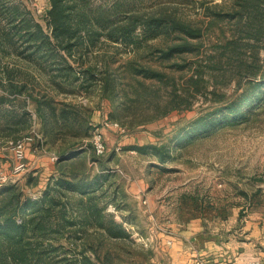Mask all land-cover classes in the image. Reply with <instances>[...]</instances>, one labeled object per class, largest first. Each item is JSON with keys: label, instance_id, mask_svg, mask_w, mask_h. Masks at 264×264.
Returning a JSON list of instances; mask_svg holds the SVG:
<instances>
[{"label": "rangeland", "instance_id": "1", "mask_svg": "<svg viewBox=\"0 0 264 264\" xmlns=\"http://www.w3.org/2000/svg\"><path fill=\"white\" fill-rule=\"evenodd\" d=\"M115 1L125 3L130 11L145 16L191 22L201 30V35L187 39L183 33L175 38L162 34L131 47L110 41L103 34L94 44L74 47L73 56L64 53L76 71L94 65L95 72L101 75L107 69L119 85L126 81L138 85L136 78H128L125 72L126 64L133 60L166 76L161 84L137 77V80L154 85L158 99H154L153 106L142 117L132 118L133 122H127L128 125L111 116L122 97H109L110 92L103 89L101 80L88 88L66 83L61 92L51 86L48 76L36 71L33 62L23 58L26 52H21V46L16 47L19 42L6 53L2 51V61L22 69L25 79L30 80L28 92L10 96L9 102H0V175L7 176L6 181L0 182V187L17 182L26 194L41 196L47 185L53 183L52 179L59 175L58 151L82 139L75 137L74 132L89 134L88 139L84 137V143L90 144L91 148L84 146L90 150L93 149V133L98 131L102 134L105 149L101 153L95 151L96 162L87 150V175L91 178L97 174H113L104 189L112 184L110 191L117 189V195L123 196L122 215L127 219L125 225L134 241L131 244L126 242L127 251L126 248L117 250L114 264H169L168 244L159 235L165 229L202 225L213 229L232 227L234 217L238 225L249 212L264 211V92L247 106L249 112L242 117L234 121L232 117L223 119L224 124L210 126L205 132H191L190 136L180 140L182 131H192L202 118L219 115L248 87L247 78L241 76L237 62L223 58L219 65L210 59L212 55L221 54L219 46L224 43V35L229 34L230 26L217 22L209 13L219 9L228 11L231 0H87L86 7L93 11L110 7ZM0 5L19 6L50 32L45 19L50 0H0ZM262 35L258 46L260 63L264 65ZM185 40H189L194 49L192 53H175L171 59L160 56L163 50L183 44ZM180 65L185 66L181 68ZM79 73L83 77L82 72ZM0 93H3L1 88ZM35 98L41 102L53 101L57 108L67 104L78 120L72 121L71 128L59 132L55 126L53 134L47 132L43 129ZM154 104L158 106L155 112L157 106ZM23 106L32 115V125L20 137L29 138L25 168L15 171L10 144L14 135L4 127L5 114L13 111L20 114ZM167 106L175 108L167 111ZM138 118L152 119L138 124ZM115 122L117 126H114ZM184 140L188 143L183 145ZM143 144L164 148L165 158L158 159L150 152L131 149L133 145ZM85 154L80 152L81 156ZM52 155L57 159L51 160ZM137 179L144 180L143 192L134 193L130 189V183ZM109 195L110 192L101 197L102 202ZM107 209L115 212L119 221L122 220L112 204ZM58 241L67 245L63 238Z\"/></svg>", "mask_w": 264, "mask_h": 264}, {"label": "trees", "instance_id": "2", "mask_svg": "<svg viewBox=\"0 0 264 264\" xmlns=\"http://www.w3.org/2000/svg\"><path fill=\"white\" fill-rule=\"evenodd\" d=\"M230 2L228 11L219 9L209 13L217 22H225L230 26L229 34L224 35V43L219 46L221 54L212 55L210 59L217 64L223 58H227L228 62H237L241 76L247 78L248 87L228 103L219 115L210 119L202 118L192 131H182L180 140L190 136L191 132H205L210 126L224 124L221 122L223 119L232 117L234 121L242 117L249 112L247 106L264 92V65L260 63L262 60L258 46L264 34V0ZM86 5L87 0H50V8L45 16L49 33L19 6L0 5V22H3L0 25V88L3 91L0 93V102H9L10 96L23 94L29 89L30 79H25L24 71L2 61L1 52L6 53L19 42L16 47L21 46V52H26L23 58L33 62L36 71L48 76L47 81L51 86L61 92L66 83L88 88L101 80L103 89L110 92L109 97H122L117 104L118 109L111 116L128 125L127 122H133L132 118L142 117L151 109L154 99H158L154 85L137 80V77L161 84L166 76L153 67L139 65L133 60L126 64L125 72L128 78H136L138 85L126 81L120 86L107 69L101 75L95 72L94 65L76 71L64 53L73 56L74 47L85 43L94 44L97 37L103 34L110 41L131 47L162 34L175 38L179 36L177 34L183 33L187 39L201 35V30L191 22L156 15L145 16L130 11L120 1L93 11ZM188 41L175 43L163 50L160 56L171 59L175 53H192L194 49ZM180 66L183 68L185 65ZM35 100L43 129L51 134L55 126L60 132L64 128H71L72 121L78 120L74 111L66 107L67 104L57 108L53 101ZM172 108L175 106H167L165 110ZM22 109L20 114L15 111L5 114L7 120L4 127L9 129V134L14 135V140L19 139L21 133L32 125L31 113L25 106ZM126 118L131 119L126 121ZM151 119L138 118L137 122L144 124ZM88 135L74 132L75 137L82 139L58 151L59 175L52 179L53 183L47 185L41 196L26 194L17 182H8L0 187V264H114L117 250L126 248L127 251L126 242L134 243L125 225L127 219L122 215L123 196L117 195V189L110 191L112 184L104 189L113 174H97L91 178L87 175L89 148L84 144L90 148L91 145L84 143V140L88 139ZM186 143L188 140L182 144ZM131 149L150 152L158 159H164L166 155L164 148L151 144L133 145ZM89 151L96 162L98 157L94 148ZM80 152L86 154L81 156ZM108 192L110 195L102 202L101 197ZM110 204L122 220L119 221L115 212L107 209ZM60 238L67 245L60 243Z\"/></svg>", "mask_w": 264, "mask_h": 264}, {"label": "crops", "instance_id": "3", "mask_svg": "<svg viewBox=\"0 0 264 264\" xmlns=\"http://www.w3.org/2000/svg\"><path fill=\"white\" fill-rule=\"evenodd\" d=\"M144 184L134 180L130 189L143 192ZM234 219L232 227L202 225L159 233L168 244L169 264H246L254 258L264 264V211L249 212L238 225Z\"/></svg>", "mask_w": 264, "mask_h": 264}, {"label": "built area", "instance_id": "4", "mask_svg": "<svg viewBox=\"0 0 264 264\" xmlns=\"http://www.w3.org/2000/svg\"><path fill=\"white\" fill-rule=\"evenodd\" d=\"M114 126H117L118 124L115 122L113 123ZM92 143H93V148L97 153H101L104 151L105 149V144L102 138V134L98 131H96L95 133H93L92 136ZM29 138H20L17 140H11L10 144H11V148L13 150V154H14V159H15V164H14V170L15 171H19L25 168V157H26V144H27V140ZM57 156L56 155H52L51 156V160H56ZM7 180V176L5 175H0V182L6 181ZM212 264H216V263H212ZM246 264H262L259 258H254L249 260Z\"/></svg>", "mask_w": 264, "mask_h": 264}]
</instances>
